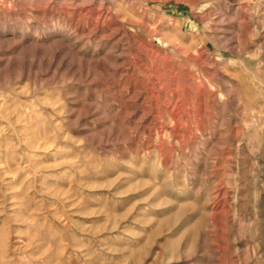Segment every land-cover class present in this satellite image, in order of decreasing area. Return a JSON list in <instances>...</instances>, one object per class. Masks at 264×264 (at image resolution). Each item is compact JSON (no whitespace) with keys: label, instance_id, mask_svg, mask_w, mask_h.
<instances>
[{"label":"rangeland","instance_id":"obj_1","mask_svg":"<svg viewBox=\"0 0 264 264\" xmlns=\"http://www.w3.org/2000/svg\"><path fill=\"white\" fill-rule=\"evenodd\" d=\"M0 264H264V0H0Z\"/></svg>","mask_w":264,"mask_h":264}]
</instances>
